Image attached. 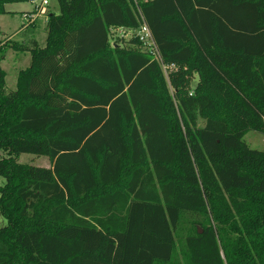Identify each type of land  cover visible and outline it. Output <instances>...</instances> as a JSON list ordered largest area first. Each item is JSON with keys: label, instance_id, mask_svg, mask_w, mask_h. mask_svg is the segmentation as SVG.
I'll use <instances>...</instances> for the list:
<instances>
[{"label": "trees", "instance_id": "16d2710c", "mask_svg": "<svg viewBox=\"0 0 264 264\" xmlns=\"http://www.w3.org/2000/svg\"><path fill=\"white\" fill-rule=\"evenodd\" d=\"M49 1L15 89L0 68V264H264V0ZM138 11L159 59L110 43Z\"/></svg>", "mask_w": 264, "mask_h": 264}, {"label": "rangeland", "instance_id": "374dc122", "mask_svg": "<svg viewBox=\"0 0 264 264\" xmlns=\"http://www.w3.org/2000/svg\"><path fill=\"white\" fill-rule=\"evenodd\" d=\"M41 0L36 2L29 0L21 3L6 4L5 9L9 13L0 15V29L6 33H13L19 29L22 25L24 29L18 30L16 33L8 36L6 34H0V38L5 42L14 43L15 47H6L5 52L2 50L3 58L0 56V68L6 72L5 82L6 87L10 90L15 89L17 72L20 69L27 67L30 63V54L24 49L25 46L31 44V39H35L39 44L45 42V23L47 22L48 14L53 11L55 7L54 1L46 4L39 5ZM21 10H24L20 12ZM28 10V11H25ZM121 38H118V40ZM117 38H110V43L113 44ZM127 40V39H126ZM7 41V42H8ZM10 43V44H12ZM164 69V68H163ZM173 68L164 70V74H167ZM197 76L193 75L190 90H194L197 84ZM202 121H199V125H202ZM245 142L254 149L264 150V135L250 131L244 136ZM7 153L0 149V158L6 157ZM16 161L20 164L32 165L37 167H49L50 162L47 156L36 155L33 153H21L16 157ZM4 178L0 176V185L4 183ZM7 224L6 219L0 214V227ZM200 230V229H199ZM176 253L178 259H182L181 241L176 236Z\"/></svg>", "mask_w": 264, "mask_h": 264}, {"label": "built area", "instance_id": "2783aa9c", "mask_svg": "<svg viewBox=\"0 0 264 264\" xmlns=\"http://www.w3.org/2000/svg\"><path fill=\"white\" fill-rule=\"evenodd\" d=\"M36 2L37 0H32ZM39 5H43L47 3V0H41ZM136 3L137 0H134ZM139 15V26L136 29L128 28V27H118L111 29V38H121V39H131L133 36L138 37L139 41L142 44V49L149 51L155 57L159 59V54L156 49L154 40L152 38L150 29L148 28L146 22L143 19V16L140 11H138ZM164 68V66H163Z\"/></svg>", "mask_w": 264, "mask_h": 264}, {"label": "crops", "instance_id": "0c3cea01", "mask_svg": "<svg viewBox=\"0 0 264 264\" xmlns=\"http://www.w3.org/2000/svg\"><path fill=\"white\" fill-rule=\"evenodd\" d=\"M49 2H51V1H49ZM54 3H55V2H54ZM54 5H55L56 8H54L52 12H57V11H58V7H57L56 3H55ZM22 11H24V10H21L20 12H22ZM25 11H28V10H25ZM8 13H9V12H8ZM22 25H23V24H22ZM22 25H21V27H20L19 29L15 30L13 33H6V32H4V31H2L1 29H0V31H1L2 34H6V35H8V36H11L12 34L16 33L18 30L20 31V30L24 29V26L22 27ZM45 34H46V32H45ZM45 37H46V36H45ZM44 40H45V39H44ZM39 43H40V42H39ZM42 44H44V43H42ZM195 76H196V75H195Z\"/></svg>", "mask_w": 264, "mask_h": 264}, {"label": "water", "instance_id": "95a60500", "mask_svg": "<svg viewBox=\"0 0 264 264\" xmlns=\"http://www.w3.org/2000/svg\"><path fill=\"white\" fill-rule=\"evenodd\" d=\"M199 232H201V230H199Z\"/></svg>", "mask_w": 264, "mask_h": 264}]
</instances>
